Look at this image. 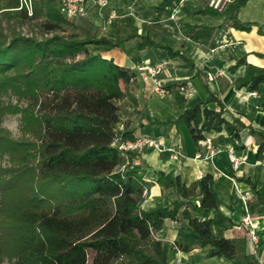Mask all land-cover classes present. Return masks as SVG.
<instances>
[{"label":"trees","instance_id":"trees-1","mask_svg":"<svg viewBox=\"0 0 264 264\" xmlns=\"http://www.w3.org/2000/svg\"><path fill=\"white\" fill-rule=\"evenodd\" d=\"M111 1L117 4L113 9L122 10L133 0ZM173 1L163 0L158 9ZM247 1L231 0L219 12L205 7L199 13L221 16L237 30L256 26L264 35V13L262 23L239 20ZM214 31L185 25L186 35L201 45ZM135 38L138 50L161 49L192 65L155 42L149 29L133 28L116 39L66 20L58 0H0V119L19 114L20 121L16 137L0 127V263L169 264L172 248L183 253L198 248L206 249V258L252 264L246 238L220 232L231 222L218 213L211 175L186 185L179 175L159 173L156 183L172 190L173 198L141 208L146 181L139 152L119 149L137 139L132 125L141 114L138 84L132 69L103 55ZM253 54L264 58V50ZM239 66L245 73L236 88L264 93V67L242 57L229 70ZM3 96L14 100L3 104ZM185 101L179 96L175 103ZM226 116L223 103L208 92L174 124L196 147L220 132L235 145L238 131ZM263 146L261 141L256 157ZM237 180L250 184L246 177ZM253 202L264 208L263 190L254 191ZM165 220L186 221L169 243L157 237Z\"/></svg>","mask_w":264,"mask_h":264},{"label":"crops","instance_id":"crops-1","mask_svg":"<svg viewBox=\"0 0 264 264\" xmlns=\"http://www.w3.org/2000/svg\"><path fill=\"white\" fill-rule=\"evenodd\" d=\"M162 1L133 0L122 10L108 8L118 16L108 24L107 29L101 28L103 24L96 17L92 0L86 2V16L76 19L82 26L78 25L79 27H98L116 39L133 28L138 33L149 29L155 42L185 55L192 63L188 65L178 57L171 58L161 49L138 50V38L126 42L120 49H112L103 54L118 65L129 67L135 72L138 84L136 97L141 110L132 125L135 137L153 138L162 148V151H158L143 147L139 151L146 181L141 208L166 205L173 198L172 190L164 189L156 183L159 173L166 177L179 175L186 185L209 174L212 177L209 188L217 200L218 213L231 222L220 232L224 237H245L251 263L264 264V208L253 202L254 191H264V146L259 157H256L259 143L264 141V93L253 91L256 95L251 96V92L244 88H236L235 81L244 75V66H239L234 71L229 70L235 60L242 57L253 67H264V58L253 54L263 52L264 35L257 33L256 26H251L247 31L237 30L221 16L200 14L199 11L208 7L207 0H183L174 20L169 19V16L180 0L173 1L169 7L158 9ZM108 2L110 7V1ZM263 13L264 0H248L239 10L238 18L242 22L262 23ZM185 25L214 27L215 31L207 45H201L186 35ZM122 27L125 31L118 33V29ZM144 62L165 63L160 78L168 90L163 98H159L153 91L146 73L137 71V66ZM182 83L192 92L191 97L179 92L178 87ZM262 88L264 89V81ZM208 92L223 103L227 111L226 117L236 127L238 138L233 145L225 133H211L208 138L212 146L221 151L208 159H194L196 153L202 156L206 154V146L202 143L194 146L183 135L185 129L179 128L174 121L185 109L204 100ZM179 96H183L186 101L176 104ZM251 129L260 136L252 134ZM230 147L236 156L243 159L236 170L232 169L227 158V149ZM173 156L177 158L173 159ZM239 177H246L250 184L238 181ZM242 196L247 199L243 200ZM245 220L249 225L245 224ZM179 225L184 229L186 221L165 220L157 237L167 243L172 242L181 234ZM249 227L258 237V243L253 248L246 235ZM205 254L206 249L196 248L183 253L172 248L169 251V264L176 260L185 264H228L221 258H206Z\"/></svg>","mask_w":264,"mask_h":264},{"label":"built area","instance_id":"built-area-1","mask_svg":"<svg viewBox=\"0 0 264 264\" xmlns=\"http://www.w3.org/2000/svg\"><path fill=\"white\" fill-rule=\"evenodd\" d=\"M88 0H58V10L60 14L68 21H74L79 17H84L87 14V6L86 2ZM172 9V14L169 16V19L174 20L175 15L179 12L181 2ZM231 0H207V5L209 8L215 11H221ZM108 0H92V5L96 8V14L98 18L101 20L103 29H107L108 24L115 19L118 15L114 11L108 10ZM165 63L158 62L156 64H149L144 62L143 64L137 66L138 72H145L149 81L152 84V89L156 93L159 98H163L167 94V89L160 78V75L163 72ZM180 93H182L186 97H191L192 92L189 91L184 83L180 84L178 87ZM251 96H255L256 92H251ZM199 143H202L206 146V154L202 156L200 153H196L194 159H201L204 157L205 159L213 157L215 154L219 153L221 150L218 147H213L210 141V138L206 137L204 140H201ZM143 147H151L158 151H162L160 147V143L155 139L150 137H138L133 142H125L119 145V149L121 150H131L134 152H139ZM176 159V156L172 157ZM227 158L231 164L233 170H236L238 165L242 163L243 159L236 156L233 148L227 149ZM243 200H246V196H242ZM245 224H248L247 220L244 221ZM249 225V224H248ZM246 235L250 241L251 247H255L258 243V237L255 231L249 227ZM173 264H185L181 260H176Z\"/></svg>","mask_w":264,"mask_h":264},{"label":"rangeland","instance_id":"rangeland-1","mask_svg":"<svg viewBox=\"0 0 264 264\" xmlns=\"http://www.w3.org/2000/svg\"><path fill=\"white\" fill-rule=\"evenodd\" d=\"M115 7H116V4L110 0V8L109 7L108 8L113 9ZM96 17H97V14H96ZM72 22H75V24L80 25L79 22L76 21V19ZM128 28H129V26H127L126 29L128 30ZM118 31H119L118 33H123V31H125L124 27L118 29ZM23 32L26 33V29H23ZM114 32L116 35H118L116 30H114ZM1 100H2L3 104H6V103H9L10 100H14V99L8 98L7 96H3L1 98ZM19 125H20L19 114H7V115L2 116L0 119V127L5 129L6 131H8L11 134V136H13V137H16L19 134ZM183 135L187 138V140L189 139V141H190V138L186 132ZM1 162L4 163L5 158H3ZM0 264H9V263L7 260H3Z\"/></svg>","mask_w":264,"mask_h":264}]
</instances>
